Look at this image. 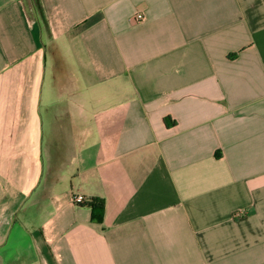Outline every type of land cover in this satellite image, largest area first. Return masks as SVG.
I'll list each match as a JSON object with an SVG mask.
<instances>
[{
  "label": "crops",
  "instance_id": "crops-1",
  "mask_svg": "<svg viewBox=\"0 0 264 264\" xmlns=\"http://www.w3.org/2000/svg\"><path fill=\"white\" fill-rule=\"evenodd\" d=\"M0 264H264V0H0Z\"/></svg>",
  "mask_w": 264,
  "mask_h": 264
},
{
  "label": "trees",
  "instance_id": "trees-1",
  "mask_svg": "<svg viewBox=\"0 0 264 264\" xmlns=\"http://www.w3.org/2000/svg\"><path fill=\"white\" fill-rule=\"evenodd\" d=\"M233 56L235 55H232L231 57ZM81 205L90 207L92 212V221L94 223L101 224L103 222L106 211L104 199L98 197L91 198L88 202Z\"/></svg>",
  "mask_w": 264,
  "mask_h": 264
},
{
  "label": "built area",
  "instance_id": "built-area-1",
  "mask_svg": "<svg viewBox=\"0 0 264 264\" xmlns=\"http://www.w3.org/2000/svg\"><path fill=\"white\" fill-rule=\"evenodd\" d=\"M144 19H145V16L143 14H139L138 13L135 16V21L136 22H141ZM86 202H88V200L86 198H84L82 195H77V196L74 197V203L77 204V205H81V204H84ZM245 214H246V211L245 210H241V211H239V212H237L235 214V217L236 218H241V217L245 216Z\"/></svg>",
  "mask_w": 264,
  "mask_h": 264
}]
</instances>
